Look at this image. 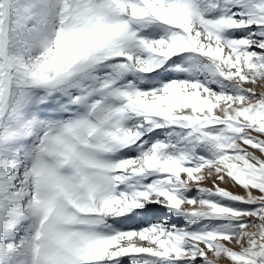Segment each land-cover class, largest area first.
<instances>
[{
	"label": "snow or ice",
	"instance_id": "obj_1",
	"mask_svg": "<svg viewBox=\"0 0 264 264\" xmlns=\"http://www.w3.org/2000/svg\"><path fill=\"white\" fill-rule=\"evenodd\" d=\"M0 264H264V0H0Z\"/></svg>",
	"mask_w": 264,
	"mask_h": 264
},
{
	"label": "bare ground",
	"instance_id": "obj_2",
	"mask_svg": "<svg viewBox=\"0 0 264 264\" xmlns=\"http://www.w3.org/2000/svg\"><path fill=\"white\" fill-rule=\"evenodd\" d=\"M249 86H251V85H249ZM257 91H260V89H259V88H257Z\"/></svg>",
	"mask_w": 264,
	"mask_h": 264
}]
</instances>
